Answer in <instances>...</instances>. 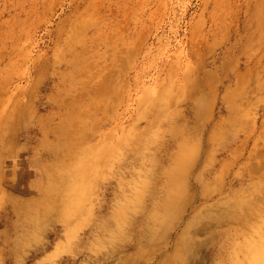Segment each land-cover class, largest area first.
Listing matches in <instances>:
<instances>
[{
    "label": "rangeland",
    "instance_id": "374dc122",
    "mask_svg": "<svg viewBox=\"0 0 264 264\" xmlns=\"http://www.w3.org/2000/svg\"><path fill=\"white\" fill-rule=\"evenodd\" d=\"M0 264H264V0H0Z\"/></svg>",
    "mask_w": 264,
    "mask_h": 264
}]
</instances>
